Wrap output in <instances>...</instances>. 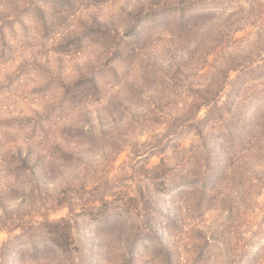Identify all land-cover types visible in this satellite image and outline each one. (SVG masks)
Segmentation results:
<instances>
[{
  "label": "rangeland",
  "instance_id": "obj_1",
  "mask_svg": "<svg viewBox=\"0 0 264 264\" xmlns=\"http://www.w3.org/2000/svg\"><path fill=\"white\" fill-rule=\"evenodd\" d=\"M263 48L264 0H0V264H264Z\"/></svg>",
  "mask_w": 264,
  "mask_h": 264
},
{
  "label": "trees",
  "instance_id": "obj_2",
  "mask_svg": "<svg viewBox=\"0 0 264 264\" xmlns=\"http://www.w3.org/2000/svg\"><path fill=\"white\" fill-rule=\"evenodd\" d=\"M263 52H264V48H263ZM264 54V53H263ZM259 58H261L260 59V61H262L263 60V56H260ZM257 61H259V59H249V60H247L246 62H245V65L246 66H244L243 65V67L242 68H250L252 65H254ZM241 65V64H240ZM239 65V66H240ZM238 68V66H236L235 65V67L233 68L234 70L233 71H235L236 69ZM221 92L222 91H218V92H215L214 94H212V95H209V96H207L204 100H202L203 101V103L204 104H200L199 106H198V108H196V118L199 116V114L202 112V109H204V107H208L209 105H215L216 106V104H218L219 102H218V100H219V98H220V94H221ZM253 112H254V110H253ZM253 112H250V115L253 113ZM247 121V120H246ZM253 120H251V121H249V124H250V126H252V127H255V128H258L259 127V121L258 120H256L255 119V122H252Z\"/></svg>",
  "mask_w": 264,
  "mask_h": 264
}]
</instances>
